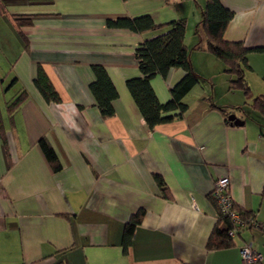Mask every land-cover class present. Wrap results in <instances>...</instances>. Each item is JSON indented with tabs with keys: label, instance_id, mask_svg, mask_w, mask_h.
Here are the masks:
<instances>
[{
	"label": "crops",
	"instance_id": "obj_1",
	"mask_svg": "<svg viewBox=\"0 0 264 264\" xmlns=\"http://www.w3.org/2000/svg\"><path fill=\"white\" fill-rule=\"evenodd\" d=\"M1 1L14 19L31 17V24L19 28L20 37L7 19L17 46L11 63L1 67L6 75L0 74V93L9 77L16 83L0 103L7 142L5 149L0 139V264H240L246 244L264 257V121L256 113L242 126L228 125L209 106L208 98L214 99L208 92L227 74L211 54L192 49L204 0ZM220 1L234 13L223 38L263 47L264 1ZM144 14L156 24L186 20L184 43L194 70L205 78L196 100H185L184 115L152 132L125 81L139 76L135 48L157 32L105 26L108 17ZM248 63L246 80L254 89L264 75V56L251 52ZM38 64L60 103L48 104L35 89ZM92 64L106 69L118 93L109 119L100 117L88 90ZM183 75L172 69L165 79L151 80L159 101L169 99ZM20 89L27 97L8 115L5 102ZM234 114L242 120L237 109ZM41 137L54 148L60 172L41 152ZM221 176L229 179L235 205L257 224L241 228L231 246L208 250L216 223L209 194ZM138 209L143 216L125 252L123 228Z\"/></svg>",
	"mask_w": 264,
	"mask_h": 264
},
{
	"label": "trees",
	"instance_id": "obj_2",
	"mask_svg": "<svg viewBox=\"0 0 264 264\" xmlns=\"http://www.w3.org/2000/svg\"><path fill=\"white\" fill-rule=\"evenodd\" d=\"M165 1L168 2V0ZM6 9V6L0 0V15L13 19L18 35L23 37L19 32V28L23 25H30L31 17L14 19ZM233 16V11L224 7L220 0H204L200 11V19L194 30L197 41L192 49L207 52L222 62L225 66V73L231 77L229 90H241L246 98H249L250 87L246 80V74L251 70V67L248 63V55L251 52H258L264 56V46L249 48L242 41L225 40L223 34ZM105 26L108 29L127 30L138 35L157 32L155 36L144 39L135 48L134 57L139 76L128 78L125 81V87L150 132L161 124L181 118L188 108V104L184 100L185 97L200 83V75L191 64L190 49L184 43L186 20L178 18L165 24H156L148 14L135 17L117 16L106 18ZM90 67L93 80L89 83L88 90L100 117L109 119L115 114L113 101L118 97L117 90L102 65L92 64ZM172 69H181L184 75L169 89V99L161 102L155 94L151 80L157 76L165 79ZM262 80L264 82V75ZM32 82L45 102L48 104L61 102L58 92L40 64L37 65ZM15 83L16 78H13L8 87ZM26 97V91L20 89L12 99L6 101L8 115H12ZM208 99L210 101L209 106L217 109L228 125H234L227 120L229 114L236 112L232 109L238 110L242 120L253 119L252 114L257 113L258 118L264 121V95L253 97L250 103L234 108L230 107L231 109L216 105L211 98ZM246 107L248 108L246 109ZM0 139L6 149L7 142L3 131L1 112ZM38 145L51 170L54 173L60 172L62 166L49 141L45 137H41L38 140ZM154 179L162 194L166 195L167 188L163 179L159 175H155ZM209 199L216 213V223L207 240L206 248L208 250L227 248L231 246L233 236H230L229 232L234 229V223L229 214L221 212L212 191L209 194ZM231 211L238 214L240 222L244 225L241 228L257 224L253 214L240 210L234 201L232 202ZM142 216L143 211L138 209L124 225L121 245L125 252L131 245L133 231L140 223Z\"/></svg>",
	"mask_w": 264,
	"mask_h": 264
},
{
	"label": "rangeland",
	"instance_id": "obj_3",
	"mask_svg": "<svg viewBox=\"0 0 264 264\" xmlns=\"http://www.w3.org/2000/svg\"><path fill=\"white\" fill-rule=\"evenodd\" d=\"M7 19L8 18L6 16L0 15V28H1V32H0V74L3 75V77L6 75V71L2 69L1 67L3 66V64H6L8 66L9 63H11L14 57L13 52H15V49L17 46V41L15 39V36L11 32V29L8 27L9 21H7ZM204 79H205L204 77L200 76V83L197 84L194 87V89H192V91L185 97L184 100L189 101V98L191 101L196 100L195 95H198L199 93H201L200 90H202L201 87L203 84L202 82L205 81ZM230 79L231 77L229 75H227L226 78L222 81L218 79L219 82H217V89H214L213 93L210 91L208 92L210 93V96L212 97V99H214V103L216 102L218 103V105H223V106L226 105L225 107L227 108H230V107L234 108V107L242 106L246 103H250L253 97H256L258 95H264V82L262 79L256 80L255 84H253L254 89L252 86H249L250 87V97L249 98H246V96L242 93L241 90H229V80ZM1 80L2 79L0 76V81ZM11 81L12 79L11 77H9L4 83V86L2 89L3 91L2 93H0V103L1 104H3V98H7L8 96H10L9 90L14 88V85L13 87L11 86L10 88L8 87ZM0 92H1V88H0ZM211 93L215 97H213ZM247 108L248 107H246V109Z\"/></svg>",
	"mask_w": 264,
	"mask_h": 264
},
{
	"label": "built area",
	"instance_id": "obj_4",
	"mask_svg": "<svg viewBox=\"0 0 264 264\" xmlns=\"http://www.w3.org/2000/svg\"><path fill=\"white\" fill-rule=\"evenodd\" d=\"M229 179L226 176L218 177L212 188V195L216 199L219 209L222 213L229 214L234 223V229L229 232L234 236L241 230L242 223L237 213L231 211L232 198L228 191ZM264 235V225H259ZM240 264H264V257L258 251H255L251 244H246L240 249Z\"/></svg>",
	"mask_w": 264,
	"mask_h": 264
},
{
	"label": "water",
	"instance_id": "obj_5",
	"mask_svg": "<svg viewBox=\"0 0 264 264\" xmlns=\"http://www.w3.org/2000/svg\"><path fill=\"white\" fill-rule=\"evenodd\" d=\"M227 120L236 126H242L244 124L243 120H240L239 118H237L235 114H229L227 116Z\"/></svg>",
	"mask_w": 264,
	"mask_h": 264
}]
</instances>
